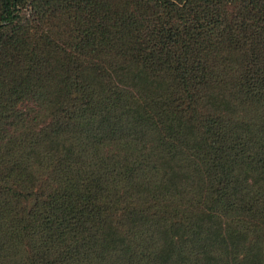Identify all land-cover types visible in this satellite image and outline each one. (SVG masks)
<instances>
[{
  "label": "trees",
  "instance_id": "obj_1",
  "mask_svg": "<svg viewBox=\"0 0 264 264\" xmlns=\"http://www.w3.org/2000/svg\"><path fill=\"white\" fill-rule=\"evenodd\" d=\"M0 264H264V0H0Z\"/></svg>",
  "mask_w": 264,
  "mask_h": 264
}]
</instances>
